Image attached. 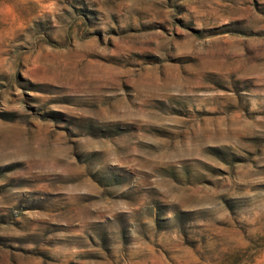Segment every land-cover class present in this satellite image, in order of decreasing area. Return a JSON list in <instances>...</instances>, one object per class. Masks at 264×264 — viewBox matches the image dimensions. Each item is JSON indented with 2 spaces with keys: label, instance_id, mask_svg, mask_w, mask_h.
<instances>
[{
  "label": "rangeland",
  "instance_id": "rangeland-1",
  "mask_svg": "<svg viewBox=\"0 0 264 264\" xmlns=\"http://www.w3.org/2000/svg\"><path fill=\"white\" fill-rule=\"evenodd\" d=\"M0 264H264V0H0Z\"/></svg>",
  "mask_w": 264,
  "mask_h": 264
}]
</instances>
